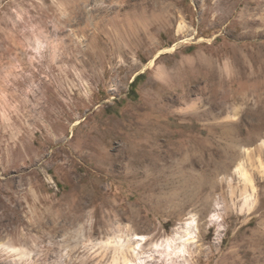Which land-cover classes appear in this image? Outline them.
Returning <instances> with one entry per match:
<instances>
[{
	"label": "rangeland",
	"instance_id": "rangeland-1",
	"mask_svg": "<svg viewBox=\"0 0 264 264\" xmlns=\"http://www.w3.org/2000/svg\"><path fill=\"white\" fill-rule=\"evenodd\" d=\"M189 219L170 264H264V0H0V264Z\"/></svg>",
	"mask_w": 264,
	"mask_h": 264
},
{
	"label": "bare ground",
	"instance_id": "bare-ground-1",
	"mask_svg": "<svg viewBox=\"0 0 264 264\" xmlns=\"http://www.w3.org/2000/svg\"><path fill=\"white\" fill-rule=\"evenodd\" d=\"M38 42L41 44L40 40ZM172 48H174V46ZM152 63L153 60L150 61L149 65ZM237 169L244 177V180L246 182L250 181L247 172L244 170V167L241 164L238 166ZM248 193L245 194V203H247L249 206V203L251 202L252 198ZM216 215V213L212 214V220L217 218ZM199 236V226L194 219L185 220L179 223L173 228V231L170 235L165 236L161 240H156L152 242L148 249H145V244L147 243L148 237L144 234H136L129 239L130 243L127 246L131 254L135 256L136 261H132V258L130 259V256H127L121 238H114V240H110L106 243L113 244L115 246L116 252L119 255H116V260L114 264L119 263V257L123 259V264H148V262L150 263V261L156 259V257H160L163 262L170 264L180 263L178 261L182 259L184 260V262L189 260V257L192 256L194 253L193 245L195 242L198 241Z\"/></svg>",
	"mask_w": 264,
	"mask_h": 264
},
{
	"label": "trees",
	"instance_id": "trees-1",
	"mask_svg": "<svg viewBox=\"0 0 264 264\" xmlns=\"http://www.w3.org/2000/svg\"><path fill=\"white\" fill-rule=\"evenodd\" d=\"M139 79H140V75H138V76L135 78V80L133 81V86L136 85V83L139 81Z\"/></svg>",
	"mask_w": 264,
	"mask_h": 264
}]
</instances>
